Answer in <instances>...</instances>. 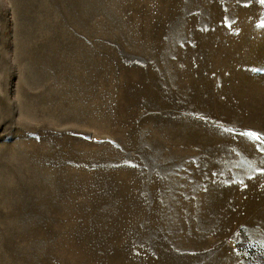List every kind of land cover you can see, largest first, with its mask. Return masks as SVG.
<instances>
[{
  "label": "rangeland",
  "instance_id": "1",
  "mask_svg": "<svg viewBox=\"0 0 264 264\" xmlns=\"http://www.w3.org/2000/svg\"><path fill=\"white\" fill-rule=\"evenodd\" d=\"M0 264H264V0H0Z\"/></svg>",
  "mask_w": 264,
  "mask_h": 264
}]
</instances>
